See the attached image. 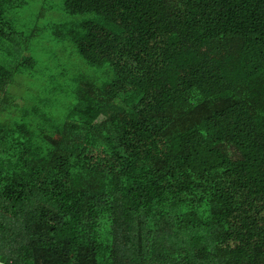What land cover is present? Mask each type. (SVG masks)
<instances>
[{"label": "trees", "instance_id": "1", "mask_svg": "<svg viewBox=\"0 0 264 264\" xmlns=\"http://www.w3.org/2000/svg\"><path fill=\"white\" fill-rule=\"evenodd\" d=\"M25 1L0 0V264H264V0H62L89 16L49 34L92 73L56 108L7 87L36 76Z\"/></svg>", "mask_w": 264, "mask_h": 264}, {"label": "rangeland", "instance_id": "2", "mask_svg": "<svg viewBox=\"0 0 264 264\" xmlns=\"http://www.w3.org/2000/svg\"><path fill=\"white\" fill-rule=\"evenodd\" d=\"M10 14L9 21L19 34L15 35V45L7 44L8 50L17 55L31 53L35 56L37 65L29 70L35 71V77L15 76L14 82L7 86H10L9 93H14L16 98L22 97L25 105H31L37 98L44 97L51 102L52 108L59 107L60 101L51 99L46 85L50 82L72 84V79L77 73H92V69L74 53L70 43L53 39L49 34L48 25L51 22L84 19L89 14L65 12L62 9V0H26ZM23 46H26V49L19 52L18 47ZM3 55L5 50L0 45V56ZM0 116L4 117L5 112L0 110Z\"/></svg>", "mask_w": 264, "mask_h": 264}]
</instances>
